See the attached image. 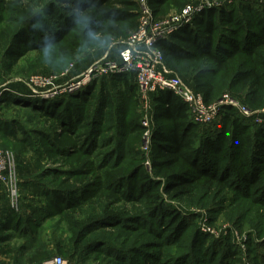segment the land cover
Here are the masks:
<instances>
[{
  "label": "trees",
  "instance_id": "trees-1",
  "mask_svg": "<svg viewBox=\"0 0 264 264\" xmlns=\"http://www.w3.org/2000/svg\"><path fill=\"white\" fill-rule=\"evenodd\" d=\"M146 1L158 20L173 11L183 14L191 10L189 22H180L175 33L156 44L164 55L163 73L180 78L207 104L229 95L253 112L246 117L234 107L222 106L215 121L201 125L192 118L189 106L171 91L150 94L145 110L150 144L148 153H143L152 164V173L138 166L129 175H109L105 188L120 196L130 194L132 203L147 198L143 211H155L158 227L149 230L152 242L158 244L157 239L172 246L181 244L185 229L192 227L184 218L188 212L185 204H189L183 202L186 198L196 199L198 194L215 200L223 196L219 202L227 204L234 192L251 204H264V0H211L206 7L200 0ZM3 2L5 10L20 16L21 24L13 34L0 29V132L13 140L21 138L17 132L26 140L39 132L37 136L48 139L53 150L68 158L70 153H79V157L73 168L64 171L41 166L47 159L40 146L32 154L14 151L19 197L13 205L0 184L4 219L0 230L7 231L0 242L24 241L0 245V254L12 264H47L61 251L68 263L89 264L92 252L105 251L118 260L105 264H133L134 257L129 256L141 252L142 242L137 237L130 246L135 251L128 252L122 229L115 236L116 244L103 237L85 243L89 233L111 226L117 215L77 225L80 218L74 222L67 211L94 197L91 185L77 187L71 177L86 174L78 168L80 158L95 155L89 148L100 142L99 124L111 119L116 126L111 130L122 127L116 84L122 83L127 95L140 101L135 74H109L86 85L81 93L46 101L39 99L29 80L32 76H58L57 84L64 86L79 81L98 63H121L122 53L130 47L129 38L139 28V0H0V5ZM90 101L95 102L90 113L79 107ZM11 106L16 115L24 110L53 120L74 141L56 143L44 130H26L20 116L5 117L3 108ZM85 124L87 131L77 134ZM113 142L116 145L108 158L118 156L123 145L114 138L108 144L103 141L102 146ZM107 160L101 171L110 165ZM59 176L66 177L58 181ZM161 191L170 197V203L162 201ZM202 198L196 206L207 208ZM96 212L99 210L93 214ZM68 223L76 231L72 243L65 242L61 228L57 229ZM198 240L193 238L194 243ZM150 254L152 262L161 261L159 253Z\"/></svg>",
  "mask_w": 264,
  "mask_h": 264
},
{
  "label": "rangeland",
  "instance_id": "rangeland-1",
  "mask_svg": "<svg viewBox=\"0 0 264 264\" xmlns=\"http://www.w3.org/2000/svg\"><path fill=\"white\" fill-rule=\"evenodd\" d=\"M5 7L6 2L1 3L0 29H5L13 34L21 24L19 21L20 16L14 12L5 10ZM181 13L173 11L169 16H179ZM116 85L117 97L121 103L120 118L123 122L122 127L117 131L111 130L116 127L112 126L115 121L111 119H107L106 122L99 124L100 142L93 148H89L92 149L95 155L80 158L81 166L78 168L86 174L75 178L71 177L72 184L78 185L77 187L91 185L90 195H94V197L89 198L78 209L69 210L67 213H72L71 219L74 218V222L80 218L77 225H80L85 220L90 221L109 215H117L116 218L118 220L112 221L109 224L111 226L102 227L97 231L89 233L86 236L85 243L102 237L105 239L109 238L113 242L118 230L122 229L124 236L122 239L126 240L128 252L135 251L130 246L137 237L142 242L141 252L134 255L130 254L129 256L131 258L134 257L133 264H181L187 260H189L188 264H264V204H251L247 200H242L234 192H230L233 199L229 200L227 204L219 202L223 196L211 200L202 198L203 195L197 196L198 194H195L196 199L186 198V200H183V202L189 203L185 204L187 206L186 211L188 212L184 215V218L191 223L193 228L189 226L187 231L185 229V240L181 244L167 246L164 245V242L157 239L155 241L158 244L152 242L154 237L149 230L151 227L153 229H157L158 227L153 217L155 211L153 212L149 209L143 211L148 204L147 198L145 200L142 198L141 201H138L139 203H132L130 194L120 196L118 192L116 193L114 190L111 192L105 188L109 175H129L138 166L152 173V164L145 160L143 153L144 141L146 139L143 120L146 115V108L140 101L136 102L127 95L122 83H117ZM84 89L86 87L77 90L74 94L81 93L85 91ZM36 95L43 101L52 99L46 94ZM94 104V101H90L87 104L80 103L79 107H82L85 112L90 113L93 111ZM12 107L3 108L5 117L16 115L14 111H11ZM16 116H20L19 118L26 130H44L48 133L51 141H56V143H63V141L71 143L74 141V137L65 131L63 133L58 124L49 118L38 117L33 112L24 110ZM87 129L88 126L85 124L76 133L80 134L87 131ZM36 133L39 132H35L30 136L29 140H26L22 138L23 134L21 132H17V136L21 138L13 140L11 137H3L4 133L0 132V150L12 155H14L15 150L32 154L33 150L40 146L45 151L47 159L41 164L42 167L62 169L64 171L73 168L75 160L79 157V153H70L69 155L71 156L68 158L53 150L54 148H51L49 140L38 137ZM57 135H60L61 138ZM67 137L69 138L67 139ZM114 138H117L123 145L120 146V154L118 156H110L108 158V154L115 147L116 143L113 142L108 146H105V144L102 146V144L103 141L108 144ZM105 159L111 161V163L105 170L101 171L100 168L104 164L103 161ZM65 177L59 176L58 181H63ZM160 196L162 197V201L171 202L170 197L164 192L161 191ZM200 198H202V201L204 200L207 208L196 206V201L200 200ZM177 203H179V200L174 201L173 205H177ZM95 210H99V212L93 214ZM56 218L59 219V217H55L54 219ZM53 220H50L47 225H50ZM119 222H123L124 224L120 225ZM73 223L62 224L61 227H57V229L61 228L62 237L65 242L72 243L74 241L73 238L76 236V231L72 226ZM119 226H122V228H118ZM168 233L173 235L172 230H169ZM38 235L39 233L36 234V236ZM194 237L199 239L198 242H193ZM42 238L44 240L45 237ZM23 241L24 239L19 238L15 240V243L20 244ZM43 244H47L46 240L43 241ZM113 244L116 243L113 242ZM150 253H159L161 261L152 262L153 256ZM58 254L59 256L57 257H64L61 251ZM91 256L89 264L118 263L115 256L113 257L105 251H94ZM53 260L48 261L47 264H52Z\"/></svg>",
  "mask_w": 264,
  "mask_h": 264
},
{
  "label": "built area",
  "instance_id": "built-area-1",
  "mask_svg": "<svg viewBox=\"0 0 264 264\" xmlns=\"http://www.w3.org/2000/svg\"><path fill=\"white\" fill-rule=\"evenodd\" d=\"M203 7L211 5V0H200ZM141 14L138 31L129 38V48L121 55V63L103 62L94 65L79 81L70 82L61 86L57 84L58 76L45 78L33 76L29 84L38 94H46L54 98L58 95L74 93L92 81L109 74L134 73L139 87V99L147 109L150 94L160 91H171L180 97L188 106L194 121L201 125L215 121L222 106H231L238 109L243 115L249 117L253 112L242 106L239 101L224 95L219 101L207 104L201 94H195L186 87L178 77H169L162 71L164 55L156 44L170 37L177 31L180 22H189L191 10L181 15L170 16L165 19H155L146 0H139ZM146 139L143 151L148 153L150 144V120L146 114L143 120ZM0 184L6 188L8 197L13 205L17 202L19 194L16 179V164L14 156L0 150ZM52 264H72L62 257H56Z\"/></svg>",
  "mask_w": 264,
  "mask_h": 264
},
{
  "label": "crops",
  "instance_id": "crops-1",
  "mask_svg": "<svg viewBox=\"0 0 264 264\" xmlns=\"http://www.w3.org/2000/svg\"><path fill=\"white\" fill-rule=\"evenodd\" d=\"M2 217L3 216L0 215V223L2 222L4 223V219ZM5 233H7V231L0 230V237L3 236ZM7 244L15 245L16 243L15 240H12L7 243L0 242V245H7ZM0 264H12V261L7 256L0 254Z\"/></svg>",
  "mask_w": 264,
  "mask_h": 264
}]
</instances>
